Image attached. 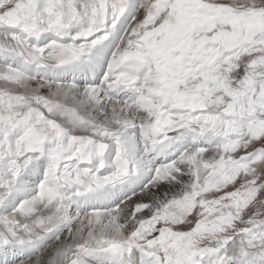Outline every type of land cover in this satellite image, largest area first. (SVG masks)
I'll use <instances>...</instances> for the list:
<instances>
[{
  "label": "snow or ice",
  "instance_id": "6c2138e0",
  "mask_svg": "<svg viewBox=\"0 0 264 264\" xmlns=\"http://www.w3.org/2000/svg\"><path fill=\"white\" fill-rule=\"evenodd\" d=\"M0 264H264V0H0Z\"/></svg>",
  "mask_w": 264,
  "mask_h": 264
}]
</instances>
